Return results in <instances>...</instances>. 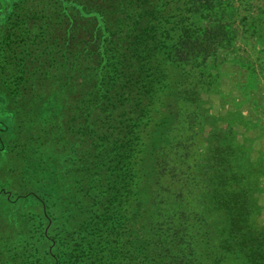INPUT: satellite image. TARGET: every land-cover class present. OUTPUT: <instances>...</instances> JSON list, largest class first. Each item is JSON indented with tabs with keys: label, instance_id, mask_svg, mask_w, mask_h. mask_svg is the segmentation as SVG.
Here are the masks:
<instances>
[{
	"label": "trees",
	"instance_id": "trees-1",
	"mask_svg": "<svg viewBox=\"0 0 264 264\" xmlns=\"http://www.w3.org/2000/svg\"><path fill=\"white\" fill-rule=\"evenodd\" d=\"M26 1L1 19L0 264H264L254 140L204 97L213 0Z\"/></svg>",
	"mask_w": 264,
	"mask_h": 264
},
{
	"label": "rangeland",
	"instance_id": "rangeland-1",
	"mask_svg": "<svg viewBox=\"0 0 264 264\" xmlns=\"http://www.w3.org/2000/svg\"><path fill=\"white\" fill-rule=\"evenodd\" d=\"M13 1L0 0V37L3 35L1 19ZM39 2L42 4L39 0L26 1L20 3L18 8L22 10L26 6L29 9L30 3ZM213 3L209 21L226 23L232 31V38L220 45L211 58L218 74V88L205 94L206 106L211 113L223 116L219 118L220 123H226L222 119L226 113L229 114L228 122L241 115L245 136L254 140L256 153L253 157L258 155L257 162L264 168V0H213ZM11 103L8 100L5 108L11 109ZM7 118V112H2L1 123L7 124ZM10 131L2 133L6 143H10ZM2 163L6 168L15 165L9 157L2 158ZM261 185L264 189V176ZM260 203L264 205V193L261 194ZM259 222L264 223V212Z\"/></svg>",
	"mask_w": 264,
	"mask_h": 264
}]
</instances>
